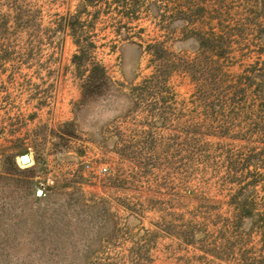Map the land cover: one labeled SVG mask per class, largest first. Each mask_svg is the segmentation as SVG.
I'll return each mask as SVG.
<instances>
[{
    "label": "rangeland",
    "instance_id": "rangeland-1",
    "mask_svg": "<svg viewBox=\"0 0 264 264\" xmlns=\"http://www.w3.org/2000/svg\"><path fill=\"white\" fill-rule=\"evenodd\" d=\"M134 4L0 0V264H264V0Z\"/></svg>",
    "mask_w": 264,
    "mask_h": 264
},
{
    "label": "trees",
    "instance_id": "trees-1",
    "mask_svg": "<svg viewBox=\"0 0 264 264\" xmlns=\"http://www.w3.org/2000/svg\"><path fill=\"white\" fill-rule=\"evenodd\" d=\"M84 1H85V4H86V3H92V2L97 1V0H84ZM101 1L105 2V4H108V5L109 4H114L117 7V9L118 8L122 9L121 10L122 13H126L127 17H128V13L130 14V13L134 12V8H132L135 5L134 4V0H112L110 2H108V0H101ZM193 7L194 6H190L188 8V10L192 11ZM196 11H197V9H196ZM76 19H77V17L74 20H71L70 18L65 17L64 21L69 27L73 28V27H75L74 25H75V23L77 21ZM223 39H224V33L223 32L222 33H216V32H213V31H211L209 33V35H207V36L205 34H200V37H199L200 44H201L202 47L209 46V43H213L212 48H213V51L217 52V54H216L217 57H221L224 54V51L221 50V47H220L221 46V44H220L221 42L220 41H222ZM77 45L79 47V52L77 54H74L73 61H75V63H80L83 60V58L86 57V55L88 54V48L92 44H89V43L88 44H80V42H77ZM156 46H157L156 44H152V45L150 44V45H148V49L149 50L151 49V51H152V48H154ZM151 54H152V52H151ZM92 69H93L92 73L100 70V72H101L100 73V78H104L105 77V73H104L103 67L100 66L98 63L93 62ZM93 78H97L95 76V73H93V75L91 74V75L88 76V80L89 81H91ZM247 78L249 79V76H247ZM248 84H250V83H248ZM232 88H233V86H232ZM245 90H246L245 88L241 89V91H243V92Z\"/></svg>",
    "mask_w": 264,
    "mask_h": 264
},
{
    "label": "water",
    "instance_id": "water-1",
    "mask_svg": "<svg viewBox=\"0 0 264 264\" xmlns=\"http://www.w3.org/2000/svg\"><path fill=\"white\" fill-rule=\"evenodd\" d=\"M28 161H29V159H28V155H27V154H24V155H21V156H20V162H21L22 164H24V163H28Z\"/></svg>",
    "mask_w": 264,
    "mask_h": 264
},
{
    "label": "built area",
    "instance_id": "built-area-1",
    "mask_svg": "<svg viewBox=\"0 0 264 264\" xmlns=\"http://www.w3.org/2000/svg\"><path fill=\"white\" fill-rule=\"evenodd\" d=\"M106 171V168H100L99 172H105Z\"/></svg>",
    "mask_w": 264,
    "mask_h": 264
},
{
    "label": "bare ground",
    "instance_id": "bare-ground-1",
    "mask_svg": "<svg viewBox=\"0 0 264 264\" xmlns=\"http://www.w3.org/2000/svg\"><path fill=\"white\" fill-rule=\"evenodd\" d=\"M28 159H29V161L28 162H30L31 160H30V157L28 156Z\"/></svg>",
    "mask_w": 264,
    "mask_h": 264
}]
</instances>
